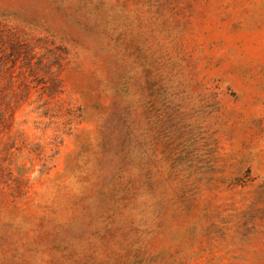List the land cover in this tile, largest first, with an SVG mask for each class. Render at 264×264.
<instances>
[{
	"label": "rangeland",
	"instance_id": "374dc122",
	"mask_svg": "<svg viewBox=\"0 0 264 264\" xmlns=\"http://www.w3.org/2000/svg\"><path fill=\"white\" fill-rule=\"evenodd\" d=\"M0 264H264V0H0Z\"/></svg>",
	"mask_w": 264,
	"mask_h": 264
}]
</instances>
